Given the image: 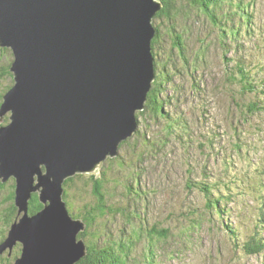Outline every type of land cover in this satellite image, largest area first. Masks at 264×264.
<instances>
[{
    "label": "water",
    "instance_id": "obj_1",
    "mask_svg": "<svg viewBox=\"0 0 264 264\" xmlns=\"http://www.w3.org/2000/svg\"><path fill=\"white\" fill-rule=\"evenodd\" d=\"M162 0H0V46L15 84L0 122V178L15 179L21 217L0 255L15 264H75L86 224L64 199L66 180L101 172L133 138L156 80L154 24ZM43 209L30 215L32 195Z\"/></svg>",
    "mask_w": 264,
    "mask_h": 264
},
{
    "label": "rangeland",
    "instance_id": "obj_2",
    "mask_svg": "<svg viewBox=\"0 0 264 264\" xmlns=\"http://www.w3.org/2000/svg\"><path fill=\"white\" fill-rule=\"evenodd\" d=\"M248 4H251L246 9L248 15L245 14L241 18L242 12L238 6L243 9ZM191 14L199 22L195 25L194 36L190 34L191 42L186 45V51L189 52L190 49L195 53L199 52L201 47L198 41H207V38H209L208 42H215L217 47L210 50L209 56L206 51L207 63H203L202 58L200 61L196 60L195 65L198 66V62L199 68H193V74L185 75L181 79L175 77V82L172 81L175 88L181 90H172L178 96L183 93V87L185 94H192L191 85L199 84L202 97L196 98L195 95H191L188 98V105H184V109L189 111V120L196 135L191 131L188 135H184L181 131L182 127L178 125L176 133L178 136L171 137L168 141V144L174 146L173 150L171 146L164 151L155 150L153 158L141 164L138 160L143 149L128 146L122 151L119 150V154L124 155L126 160H121V163L115 160L105 164L100 173L96 172L88 176L83 174L86 176L83 180H89L90 175L97 174L100 177L105 173L104 191L109 206L127 209L125 217L120 213L107 215L99 219L92 229H96L101 234L100 243H104L106 239L110 243L122 239L121 241L129 244L133 248V253L128 264H140L139 262L143 260L146 244L143 239L147 238L148 232L155 227L167 229L170 231V237L164 240L148 238L152 244L149 252L152 251L155 259L153 264H264V250L249 255L245 249V244L254 232L263 235L264 238V176L261 174V169L264 168V112L250 115L247 107V103L253 104V101L256 103L260 101L262 104L259 106H264L262 96V93L264 94V0L226 1L216 14L229 17L223 18L222 23L217 27L213 26L214 22L201 12L192 11ZM231 16H234L233 23L228 22ZM230 26L238 30L236 41L231 43L235 47L242 46L244 50L242 52L235 50L227 53L226 56L217 38L223 29L229 31ZM170 43L167 41L168 46L158 52V58L162 63L169 60L164 53L170 54L169 50L172 52ZM226 44L230 46L229 43ZM5 49L11 48L0 46V96L4 92V97L15 82L13 78L9 79L6 76L10 71L12 54L11 51H4ZM194 56L193 53L192 57ZM243 57H247L250 64L246 68L249 79L257 87L253 95L242 96L244 84L240 81H225L228 71L230 70L231 73V67L236 66ZM176 63L175 70L180 71V68L183 70L182 63ZM168 71L172 75L177 73L171 68H168ZM236 74L237 70H235ZM235 78L239 80L240 73ZM185 97L187 98L183 94L182 101H186ZM6 116L9 121V116ZM148 118L150 119V116ZM163 127V122L160 121L158 125H154L153 130L159 134ZM210 134H216V137L211 139ZM183 136H186L185 145L179 142L180 137ZM208 141L213 143H207ZM224 160H233L230 173L223 170ZM257 167L259 173L256 171ZM139 172L142 176L137 184L135 181ZM209 175L212 176L211 179L205 180ZM190 180L195 183L201 180L208 181L216 186L212 189L216 195L225 194L220 192L225 191L226 187L228 189L235 187L233 193L225 194L232 198V201L225 203L229 214L223 221L225 225L231 226L238 235L239 241L232 239L230 231L222 228V223L210 214L211 210L206 207L209 198L196 187H193L192 191L187 188ZM130 182H134L131 184L134 189L128 192L126 186L128 187ZM93 191L92 184L82 180L77 181L70 192L74 199L71 201L74 206L73 215L78 209L87 205L94 206L96 199ZM35 194L38 195V193L33 195ZM3 198L4 195H0V218H2ZM66 206L70 213L67 203ZM17 208L19 210V207ZM70 215L76 218L71 213ZM76 219L85 223L82 218ZM130 219L132 223H128ZM134 228L137 231L143 228V231L140 237L135 235L133 240L131 237L134 235ZM84 241L88 243L87 239Z\"/></svg>",
    "mask_w": 264,
    "mask_h": 264
},
{
    "label": "trees",
    "instance_id": "obj_3",
    "mask_svg": "<svg viewBox=\"0 0 264 264\" xmlns=\"http://www.w3.org/2000/svg\"><path fill=\"white\" fill-rule=\"evenodd\" d=\"M228 0H162L164 7L162 10L157 14V17L155 19V26L157 28V36L153 40V50L156 59V80L153 83V88L151 92L148 95V100L146 103L145 110L143 112H139L137 114L139 118V128L138 132L133 138H130L126 142L121 144V151L131 146L133 148H139L141 147L143 149V152H140L139 154V160L138 162L143 164L145 160H150L155 150L158 151H164L168 146H171V144H168V141L171 137L176 138L178 136L177 133V126L180 125L182 127L181 131L184 135H188V133L191 131L192 134V125L189 120V111H186L184 109V105H188L189 102V96L195 95L196 98L202 97L200 94V87L198 85H191V88L193 89L192 94L188 93L185 94V90L183 87V93L178 96L175 95L173 91H181L175 88L173 84V80L175 82V77L180 78L188 75L190 76L193 74L192 72L194 69L199 68V64L197 62V65H195L196 60L203 61V63L206 62L205 53L208 51V56L210 54V50L212 48L217 49L215 46V42H208L209 38L206 40L198 41V44L200 45L201 49H199V52L195 53L188 50L186 51V45L190 43V34L194 36V28L197 22L199 20L195 18L191 12H201V14H204L207 18H209L212 22H214L213 26H218L222 23L223 18L227 19L228 15L218 16L222 15L216 12L221 9L222 5ZM231 2H234V0H229ZM242 3V2H240ZM253 3V2H252ZM254 4V3H253ZM252 4V5H253ZM251 6V4H248L247 6L243 7V9L238 6L239 10L242 12L240 14L241 18L243 15H248L247 10ZM228 22H234V16L230 17V20ZM221 27V26H219ZM223 32L218 35L217 40L220 42V46L222 47L224 55H228L227 53H232V51L238 50L239 52H242L244 48L242 46L235 47L234 43L238 36V30L230 26L229 31L223 29ZM197 32V31H196ZM229 34V35H228ZM167 41L171 42L170 45L172 46V52L169 50L168 54L165 50L164 53L166 57L169 59L166 63H162L160 61V58H158V52L161 51L164 47L168 46ZM232 42V43H231ZM226 43H229L230 46ZM232 44V46H231ZM4 51H11L10 54H12V62L9 64L10 71L6 73V76L9 79H14V74L11 70L13 65V51L11 49H5ZM174 52V53H173ZM194 53V58L192 57ZM164 58V57H163ZM178 59L180 61H178ZM226 61L228 63L229 59L226 58ZM182 63L183 70L180 68V71L175 70L177 69V63ZM250 64L247 61V57H243L236 66L231 67V73L230 70L227 73V79L228 81H234L237 82L240 81L243 83V89L244 91L241 92L242 96L247 95H253L255 91L257 90L256 85L253 84L252 81L249 79V74L246 71V68L249 67ZM229 67V66H228ZM237 69H236V68ZM168 68L173 69L177 73L172 75L170 71H168ZM194 68V69H193ZM235 70H237V74L240 73L241 78L239 80L235 78ZM200 72V71H199ZM201 73H203V70H201ZM178 77H177V76ZM208 77V76H207ZM210 79V78H209ZM15 82L13 83L14 86ZM12 86V87H13ZM11 87V88H12ZM182 87V86H181ZM10 88V89H11ZM173 88V89H172ZM183 94L187 96L185 97L186 101H182ZM4 92L0 96V109L4 102ZM256 96V95H255ZM262 96L264 97V94L262 93ZM252 102V101H251ZM250 103V102H249ZM259 104H262L260 101L258 103L253 101V104L247 103L248 107V114L255 115L259 112H264V106L260 107ZM246 107V106H245ZM179 112H176L178 111ZM9 116L5 117V122H0V128L3 126H7L10 120L11 114H7ZM150 116V119L148 118ZM252 117V116H251ZM8 121V122H7ZM148 121V122H146ZM150 121V122H149ZM162 121L164 127L159 131V134L155 133L153 130V127L155 124L158 125V122ZM155 122V123H154ZM145 124H149V126H145ZM215 133V132H214ZM196 135V134H194ZM185 137H180L179 142L182 145H185ZM216 137V134H210V138L213 139ZM207 143H213L212 141H208ZM134 144V146H132ZM211 146V145H210ZM174 147V146H173ZM172 147V150H173ZM171 150V151H172ZM121 153V152H120ZM117 160L121 163V160H126V157L124 155H119L117 158L109 159L106 164ZM125 163L124 161H122ZM105 167V166H104ZM233 168V160H224V167L223 170L225 172H231ZM256 171L259 173L260 170L257 167ZM261 174L264 176V168L261 169ZM88 176V175H86ZM86 176L84 175H76L73 178H70L66 180L64 184V190L65 195L64 199L68 205V208L70 210V213L73 215V209L74 206L72 205L71 201H73V196L71 195V190H73L74 185L77 184V181L82 180L86 183H90L93 186V195L96 199V203L94 206L92 204L90 206H85L78 209V212L74 214L73 216L76 218H82L85 223L87 224V228L85 232H82L79 237L80 239H87L88 243H86L88 252L87 255L77 264H128V261L130 257H132L133 248L129 244H127L125 241H112V243L107 242V239L104 243H100L99 239L101 240V234L95 229L93 230L92 227L95 226L94 224L98 222L99 219L106 217L107 215H117L121 214L123 217H125L127 209L125 210L122 207H112L109 206L108 201H106V193H105V185L106 180L103 178L105 177V173L103 176H97V174L90 175L89 180H83ZM142 176V173L139 172L136 183L138 184L139 178ZM192 176V175H191ZM211 175H209L205 180H210ZM134 182H130V185L126 189L128 192H131L132 189H134L133 184ZM196 187L199 189L200 192L204 193L207 198H209V201L207 200L206 207L211 210L210 214H212L213 217H215L219 222L222 223V228H226L230 231L232 235V239H236V241H239L238 235H236L235 231L231 228V226L225 225L223 220H225L226 215H228L229 210L226 206L227 201H232V198H229L225 196L227 193H233L235 190V187L229 188L226 187V190L220 193L225 194H219L216 195L212 192V189H214L216 186L211 185L208 181H200L198 183L193 182L190 180L187 184V188L192 191V188ZM15 179L11 178L6 183H3L0 178V195H4L3 200L1 201V208H2V218H0V245L3 244V242L7 239L9 231L12 227V225L16 222V220L19 219V210L14 203L15 199ZM220 191V190H219ZM264 193V191H263ZM222 195V196H221ZM220 196V197H219ZM217 197V198H216ZM219 197V198H218ZM228 205V204H227ZM43 209V205L39 201V197L37 194L33 195V199L30 202V215L37 214L40 210ZM75 212V211H74ZM112 215V216H113ZM114 217V216H113ZM131 218V217H130ZM128 223H132L131 219L128 220ZM143 228L140 231H137L134 228V235H132L131 239H135V235H139L142 233ZM165 234V235H164ZM170 231L167 229H158L155 227L153 230L148 232L147 238H144L143 241L146 242L144 245V254H143V260L140 261V264H153L155 263V259L153 258V253L149 249H151V243L148 240H153L154 238H158L159 240H164L169 238ZM107 238V237H106ZM122 238V237H121ZM234 241V240H233ZM86 242V241H85ZM240 243V242H239ZM239 245V244H237ZM117 247H119L117 249ZM239 247V246H238ZM245 249L247 253L250 255L251 253L257 254L264 250V238L263 235L255 234L252 235L247 243L245 244ZM23 245L19 243L11 252L8 250L4 254L0 255V264H13L14 261L17 258H20L22 255ZM249 251V252H248ZM178 256V254L176 253ZM175 255V257H176ZM160 264V263H159Z\"/></svg>",
    "mask_w": 264,
    "mask_h": 264
},
{
    "label": "bare ground",
    "instance_id": "obj_4",
    "mask_svg": "<svg viewBox=\"0 0 264 264\" xmlns=\"http://www.w3.org/2000/svg\"><path fill=\"white\" fill-rule=\"evenodd\" d=\"M13 74H14V73H13ZM30 202H31V201H30ZM20 217H21V215H20ZM20 217H19V218H20ZM82 232H84V231H81L80 234H81ZM80 234H79V235H80ZM164 235H165V234H164ZM78 240H81L79 236H78ZM85 243H86V242H85Z\"/></svg>",
    "mask_w": 264,
    "mask_h": 264
}]
</instances>
